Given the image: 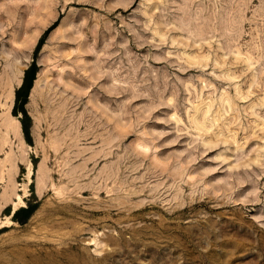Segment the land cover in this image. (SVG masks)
Masks as SVG:
<instances>
[{
    "label": "rangeland",
    "instance_id": "374dc122",
    "mask_svg": "<svg viewBox=\"0 0 264 264\" xmlns=\"http://www.w3.org/2000/svg\"><path fill=\"white\" fill-rule=\"evenodd\" d=\"M0 264H264V0H0Z\"/></svg>",
    "mask_w": 264,
    "mask_h": 264
},
{
    "label": "bare ground",
    "instance_id": "6f19581e",
    "mask_svg": "<svg viewBox=\"0 0 264 264\" xmlns=\"http://www.w3.org/2000/svg\"><path fill=\"white\" fill-rule=\"evenodd\" d=\"M36 39V37H34ZM33 41V40H32ZM18 61L12 64V70H13V75L10 81L6 82L3 84L2 90V106L6 108L5 112H7L11 108L12 104V99H13V88L15 85L20 84L21 77L22 75V70L18 66ZM2 125L4 126V129L2 130L5 135V133H13L14 137L18 139L19 137V126L15 118H10L9 114L6 113L3 115L2 120H1ZM4 138V137H3ZM7 138V136H6Z\"/></svg>",
    "mask_w": 264,
    "mask_h": 264
},
{
    "label": "trees",
    "instance_id": "16d2710c",
    "mask_svg": "<svg viewBox=\"0 0 264 264\" xmlns=\"http://www.w3.org/2000/svg\"><path fill=\"white\" fill-rule=\"evenodd\" d=\"M39 47V46H38ZM37 47V48H38ZM35 75H36V67L34 64H32L24 73V77L22 80L21 86L17 89L16 94H15V100L16 103L21 100V112L23 113V105L26 103V99L28 97V94L33 86V82L35 80ZM33 209L32 208H21L17 210L14 213L13 218L15 219L16 222L19 224H24L27 219L32 215ZM22 214L23 218L18 219V216Z\"/></svg>",
    "mask_w": 264,
    "mask_h": 264
}]
</instances>
